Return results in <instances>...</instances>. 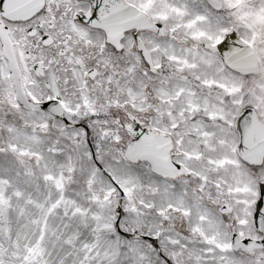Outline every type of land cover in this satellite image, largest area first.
Masks as SVG:
<instances>
[{"label": "snow or ice", "instance_id": "obj_1", "mask_svg": "<svg viewBox=\"0 0 264 264\" xmlns=\"http://www.w3.org/2000/svg\"><path fill=\"white\" fill-rule=\"evenodd\" d=\"M0 264H264V0H0Z\"/></svg>", "mask_w": 264, "mask_h": 264}]
</instances>
